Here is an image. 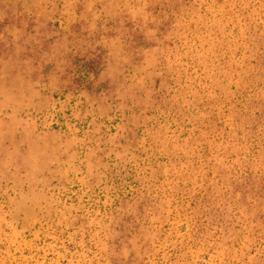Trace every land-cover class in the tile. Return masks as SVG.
Instances as JSON below:
<instances>
[{
  "label": "rangeland",
  "instance_id": "1",
  "mask_svg": "<svg viewBox=\"0 0 264 264\" xmlns=\"http://www.w3.org/2000/svg\"><path fill=\"white\" fill-rule=\"evenodd\" d=\"M0 264H264V0H0Z\"/></svg>",
  "mask_w": 264,
  "mask_h": 264
}]
</instances>
